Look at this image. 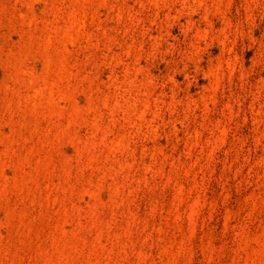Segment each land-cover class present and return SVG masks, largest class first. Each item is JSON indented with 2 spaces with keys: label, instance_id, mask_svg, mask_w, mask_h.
<instances>
[{
  "label": "rangeland",
  "instance_id": "obj_1",
  "mask_svg": "<svg viewBox=\"0 0 264 264\" xmlns=\"http://www.w3.org/2000/svg\"><path fill=\"white\" fill-rule=\"evenodd\" d=\"M0 264H264V0H0Z\"/></svg>",
  "mask_w": 264,
  "mask_h": 264
}]
</instances>
